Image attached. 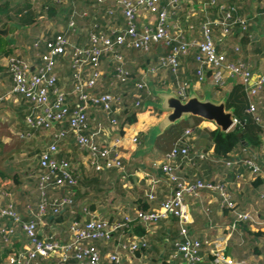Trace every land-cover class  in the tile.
Segmentation results:
<instances>
[{"label": "crops", "instance_id": "1", "mask_svg": "<svg viewBox=\"0 0 264 264\" xmlns=\"http://www.w3.org/2000/svg\"><path fill=\"white\" fill-rule=\"evenodd\" d=\"M11 1V0H10ZM52 7L62 8L65 13L64 25L51 24L45 16H33L34 22L26 24L24 19L27 11L19 13V22L8 19L11 11L0 16V28H6L9 23V38L12 50L9 55H18L31 64L33 71H38L42 61L40 55L46 48L39 41L52 38L58 33H66L74 46H87L89 34L93 31L124 32L127 23L115 1L98 4L97 0H50ZM172 13L174 27L173 35L181 33L188 42L196 43L203 39L202 26L205 22L215 21L221 15L217 4L236 5L240 15L248 22L247 28L235 27L231 35L221 37L215 31V43L219 52L224 53L229 61L244 62L255 74H264V0H162ZM216 2V3H215ZM11 3V7H12ZM47 6V11L49 12ZM251 8L248 13L244 8ZM34 7H36L34 5ZM33 7V9H35ZM37 8V7H36ZM55 9V8H54ZM47 12V13H48ZM31 16V15H27ZM18 17V16H17ZM6 18L8 22L3 25ZM18 20V19H17ZM44 21V22H42ZM152 16L145 11L140 12L138 26L142 30L149 26ZM42 22V24H38ZM74 22L73 28L70 27ZM32 24V25H31ZM38 25V26H37ZM40 26V27H39ZM39 28V29H38ZM126 70L130 73L127 85L121 84L114 77L115 64L108 57L102 60V78L98 83L97 93L110 92L121 96L123 102L116 105L115 112L105 114L94 106L88 110L90 122L88 133L95 137V141L102 145H116L123 158L124 169L96 172L90 167L87 155L80 150L72 133L64 140H59V157L70 162L71 169L80 182L100 183L104 190L94 191L83 188L80 184L75 195L76 214L68 209L62 215L47 216L38 224L41 237H51L61 243L73 242L69 232L73 220H82V208H88L90 213L98 218L110 222L122 221L125 216L134 217L140 207L147 206L146 210L158 209L159 205L172 194V185L164 176L161 165L166 162V155L183 140L184 146L190 149L189 158H178L172 164L177 168L180 176L187 181L211 180L223 182L241 212L254 216L256 223H240L236 229L232 228L235 214L222 204L221 197L213 192L203 191L195 197H188L187 204L192 216L189 227L190 236L203 242L200 264H215V252L220 251L230 264H264V130L257 123L254 125L262 129L261 144L250 146L242 144L235 150L228 160L217 159L214 156V144L211 132L217 126L208 121H190L181 130L171 127L157 138L153 146L150 144V133L167 115L156 107L159 99L158 91H168L176 94L179 83H187L189 91H194L201 98L210 94L215 102H220L231 94L237 86L245 100V109L242 114L248 113L251 103H255L258 114L264 122V92L257 98H250L240 80L227 78L223 87H216L207 76L204 82L196 77V64L191 56L181 58V69L178 75L170 70L158 69L154 74L151 69L157 66L159 59L168 53L164 44L154 45L151 52L145 53L136 50L122 49ZM8 56V55H7ZM0 58V64L6 65V57ZM70 53L60 57L57 64L58 86L68 95V104L77 106L80 101L73 94L74 76L71 66ZM228 76V72H225ZM5 75V76H4ZM0 76V96L4 100L0 106V202H13L24 221L31 219L28 206L37 210L40 201L38 189L40 166L39 157L49 144L56 142L55 134L60 125L51 130L31 131L25 123V118L31 112V106L26 104L18 95L12 94L13 82L9 75ZM89 76L86 67L84 78ZM132 76V77H131ZM146 80L149 85L147 92L137 93L136 84ZM137 95H142L143 108L138 111L137 121L124 128L111 123L117 118L119 123L126 106H131ZM244 112V113H243ZM249 114V113H248ZM251 115V114H250ZM252 116V115H251ZM253 118V116H252ZM191 133L186 135V132ZM137 138L138 142H134ZM204 155V159H200ZM248 155L255 156V162L262 166V174H252L244 165L243 159ZM232 161L231 165L226 162ZM65 189L53 188L48 197L55 199L64 196ZM4 193L8 194L5 195ZM155 196L154 200L148 198ZM110 198L109 202L106 200ZM143 210V209H142ZM125 232L123 240L140 242L142 238L148 240V247L134 256L123 255V264H169L170 255L174 251V244L180 238V229L175 219L160 222L147 229L146 234L140 235L137 230ZM117 237L110 243L97 242L101 252L102 264H109L107 256L114 252ZM31 244L17 227V234L11 244L0 242V264H8L7 258L15 252L26 251ZM58 254L40 257L33 264H57ZM179 264H186L182 259Z\"/></svg>", "mask_w": 264, "mask_h": 264}, {"label": "built area", "instance_id": "2", "mask_svg": "<svg viewBox=\"0 0 264 264\" xmlns=\"http://www.w3.org/2000/svg\"><path fill=\"white\" fill-rule=\"evenodd\" d=\"M110 1H115L122 8L127 23V29L124 32L93 31L89 34L87 46H74L66 33H58L51 39L39 41L35 47L38 48L42 42L46 52L40 55L42 64L38 71H33L31 64L18 55L6 57L4 67L12 78V94L18 95L31 106V112L25 118L29 130H51L55 125L62 126L55 134L57 141L49 144L39 157L40 201L36 211L28 206L31 219L24 221L13 202L6 204L0 202V242L5 245L11 244L12 238L17 234V227L20 226L31 244L30 249L9 255L8 264H33L38 258L55 253L58 254L57 264H102L101 252L96 243L100 241L110 243L116 236L118 237L115 250L107 256L108 262L123 264V255L134 256L141 248L148 247V240L142 238L139 243L134 240L127 241L123 240L121 238L123 235L120 234L129 232L134 227V222L149 229L170 219L177 221L180 238L174 244L169 264H179L180 259L186 264H200L203 242L190 236L189 227L192 216L187 198L198 196L203 191L218 194L225 208L234 212L233 229H236L240 223H256L254 216L237 209L236 203L223 182L200 179L187 181L180 176L172 162L180 157L187 159L190 154V149L182 145L184 142L180 139L179 144L166 155V162L160 167L172 185V194L159 205L158 209L137 210L134 217L125 216L122 221L110 222L98 218L84 207L82 208L83 219L73 220L69 227L73 242L63 244L53 236L39 235L38 224L49 214L60 216L68 209L72 214H76L72 193L55 199L48 197L49 190L53 188H72L78 183L70 162L59 157V140L66 139L68 134L72 133L77 147L86 153L90 167L96 172L124 169L123 158L117 150V144L102 146L95 141L93 135L88 133L90 107L100 108L105 114L112 116L116 111V105L123 102L121 96H115L110 92H96L103 75L101 66L104 57L110 58L115 64L116 80L127 85L130 73L125 68L121 50L126 48L149 53L154 45L164 44L168 48V53L162 56L157 66L150 70L152 74L158 69H165L178 75L181 69V58L192 54L199 82H204L207 72H210L211 81L216 87H223L227 78H234L240 80L250 98H257L264 92V74H255L242 61H229L226 55L216 48L215 31L218 30L221 37H227L231 35L235 27L247 28L248 22L240 15L238 6L217 4L221 12L220 17L215 21L205 22L202 26L203 39L190 43L181 33L176 36L172 34L171 29L174 27L172 13L162 0H97V3L104 4ZM179 1L173 0V3ZM141 11L152 16L149 26L142 30L138 26ZM73 26L74 22L70 27L73 28ZM68 53L71 56L74 76L73 94L80 101L75 107L68 104V95L58 86V59ZM86 67L89 68V76L84 78ZM225 72L229 75L226 76ZM136 89L137 93L147 92L148 82L146 80L138 82ZM176 95L186 100L189 97V85L179 83ZM3 100L4 97L0 96V106ZM133 106L134 108L142 107V95H137ZM248 113L264 130V122L258 114L255 103L249 105ZM111 123L120 127L117 118H112ZM190 133L187 131L186 135ZM134 142H138L137 138H134ZM262 154L264 155V150ZM199 157L205 158L204 155ZM242 162L252 174L259 176L263 173L262 166L255 162L254 155H248ZM226 163L231 165L232 161ZM148 198L154 200L155 196L149 194ZM214 254L215 264H230L220 251Z\"/></svg>", "mask_w": 264, "mask_h": 264}, {"label": "trees", "instance_id": "3", "mask_svg": "<svg viewBox=\"0 0 264 264\" xmlns=\"http://www.w3.org/2000/svg\"><path fill=\"white\" fill-rule=\"evenodd\" d=\"M10 8H11L10 0H0V16L1 17L8 14L10 11ZM48 9L50 11V14L54 13V9H51L49 6H48ZM8 19L9 20L12 19L11 15L8 16ZM24 21L26 22V24L33 23L34 18L32 16H26ZM7 25H9V23L6 24V26ZM0 40H1V37H0ZM10 53H11V50L8 51L4 55H0V58L7 56ZM4 74L9 75L7 69L0 64V76ZM207 76L210 77V72H207ZM241 90L242 88L240 86H237L236 89L226 97L227 109H234L235 118L238 120L235 127L229 132H222L219 128H216L214 131L211 132V137H212L213 144H214V156L217 159L228 160L230 156L232 155V153L243 144L242 139H244V141L250 146H259L261 144L260 137H259L260 134H257V133H261L262 129L254 125V119L252 118L250 114L244 113V112H243L244 115L242 114V111H244L245 109V100L243 98V94L240 93ZM142 108H143V104L141 108H134L133 105L127 106V108L125 109L123 113V117L120 120L122 134L124 133L123 130L125 127L132 125L137 121L138 111L141 110ZM196 119L198 121H203L200 118H196ZM239 134L242 135L243 137L242 139L239 137ZM77 179H78V183L76 186L72 188L71 187L64 188L65 195L71 192L75 193L76 188L80 184V180L78 176H77ZM73 198L74 200L76 199L75 195H73ZM75 205H76V202H75ZM140 208L141 210L142 209L146 210L147 206L144 205L143 207H140ZM50 215L52 214H49V216ZM55 217H58V216H55ZM133 224L135 227L134 229L137 230L140 235L146 234L147 229L144 226H142L141 224L137 222H134ZM143 249L145 248H141L139 252L142 251ZM139 252H137V254Z\"/></svg>", "mask_w": 264, "mask_h": 264}, {"label": "water", "instance_id": "4", "mask_svg": "<svg viewBox=\"0 0 264 264\" xmlns=\"http://www.w3.org/2000/svg\"><path fill=\"white\" fill-rule=\"evenodd\" d=\"M11 25L6 28H0V36L9 37ZM156 95L159 99L156 107L166 112L167 115L150 133V144L153 146L157 138L165 133L174 125L186 118L196 117L204 121L214 123L222 132L231 131L236 125L234 109H227V99L215 102L207 95L201 98L194 91H189V97L184 100L176 94L168 91H158ZM242 139V135L239 134ZM242 143L246 145L244 139Z\"/></svg>", "mask_w": 264, "mask_h": 264}, {"label": "rangeland", "instance_id": "5", "mask_svg": "<svg viewBox=\"0 0 264 264\" xmlns=\"http://www.w3.org/2000/svg\"><path fill=\"white\" fill-rule=\"evenodd\" d=\"M197 1H203V3H205L206 0H194L195 3H197ZM245 2V0H243ZM251 1H255L257 2V0H251ZM12 3V7L10 8L11 11V16L13 17L14 21L16 20V22H19V19H21V17H19V13H22L23 11H27V14H24L23 16H27V15H31L32 17L37 15L38 17L40 16H45V18L43 19L45 21V19H47V21L50 23V25L53 24H57V25H64L65 23V13L63 12L62 8H58L57 7H51V9H54V13L50 14V11H47V6H51V2L50 0H11ZM34 5L37 7H34ZM33 7L35 9H33ZM251 8H244V11L246 13L249 12ZM48 12V13H47ZM18 16V17H17ZM5 17V16H4ZM18 19V20H17ZM42 21V22H44ZM8 22V20H6V18H4L3 20V25ZM42 22L38 23L39 25L42 24ZM32 25V24H31ZM38 26V25H37ZM40 27V26H39ZM39 29V28H38ZM1 40H0V55H4L6 54L8 51L12 50V45H11V40L10 38H4L2 36ZM5 76V75H4ZM210 96V94H208ZM211 97V96H210ZM125 108H127V105L125 106ZM194 118V117H191ZM190 121V118H186L183 119L182 121H180L178 124L174 125L173 127L176 128L177 130H181L183 129V127L186 125V123ZM169 130V129H168ZM80 185L83 188L89 187L91 188L93 191L94 189H99L101 192L104 190V185L100 184V183H91V182H80ZM108 202L110 200L109 197H107L106 199Z\"/></svg>", "mask_w": 264, "mask_h": 264}]
</instances>
